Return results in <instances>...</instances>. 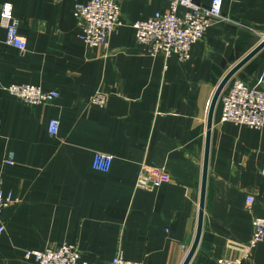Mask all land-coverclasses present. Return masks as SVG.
Here are the masks:
<instances>
[{
	"label": "crops",
	"instance_id": "crops-1",
	"mask_svg": "<svg viewBox=\"0 0 264 264\" xmlns=\"http://www.w3.org/2000/svg\"><path fill=\"white\" fill-rule=\"evenodd\" d=\"M88 1L0 0V13L13 5L27 43L24 52L6 44L0 18V179L14 198L2 214L0 264H36L27 251L63 243L78 247L80 264H109L118 253L184 264L198 229L211 102L263 41L264 0H224L230 20L211 25L187 61L147 55L136 41L133 24L166 11L170 0H119L124 24L100 47L80 39L74 10ZM235 78L264 88V47L223 93ZM22 84L59 96L29 105L7 90ZM97 91L106 93L104 106L92 103ZM221 113L219 99L203 228L188 264H264V242L249 246L255 217H264V128L222 123ZM52 119L60 121L57 136ZM97 153L112 156L108 171L94 167ZM152 167L164 168L167 180L138 188Z\"/></svg>",
	"mask_w": 264,
	"mask_h": 264
},
{
	"label": "built area",
	"instance_id": "built-area-1",
	"mask_svg": "<svg viewBox=\"0 0 264 264\" xmlns=\"http://www.w3.org/2000/svg\"><path fill=\"white\" fill-rule=\"evenodd\" d=\"M223 2L224 0H212L210 6H204L195 0H170L166 11L157 12L150 18L133 24L136 41L147 55H175L179 60L187 61L191 58L192 46L204 37L211 25L230 20L222 13ZM74 15L81 29L80 39L90 47L107 45L111 34L124 24L119 0H90L87 3H78ZM0 18L2 26L6 29V44L24 52L27 43L20 35L19 21L14 16L11 3L1 5ZM7 90L29 105L50 103L59 96L57 91H46L30 84L11 85ZM220 99L222 123L232 122L253 129L264 128V88H251L243 80L235 78L228 92L222 93ZM106 101V93L103 91H97L92 97V103L100 106H104ZM59 129V119H52L48 127L49 133L57 136ZM111 163L112 156L96 154V169L108 171ZM166 180L164 168L152 167L149 174L142 172L139 175L137 186L153 189L161 186ZM13 202L12 195L4 193L0 179V233L5 230L3 211ZM253 204V195H248V209H251ZM260 242H264V217H255L249 246L253 248ZM81 256L78 247L69 243L25 253V257L34 259L36 264H80ZM109 264L143 263L126 259L122 253H118ZM219 264H242V259H221Z\"/></svg>",
	"mask_w": 264,
	"mask_h": 264
},
{
	"label": "water",
	"instance_id": "water-1",
	"mask_svg": "<svg viewBox=\"0 0 264 264\" xmlns=\"http://www.w3.org/2000/svg\"><path fill=\"white\" fill-rule=\"evenodd\" d=\"M264 47V39L255 47L248 55H246L241 61H239L223 78L217 90L214 94V97L211 102L209 115H208V126H207V136H206V150H205V159H204V169H203V178H202V192H201V202H200V214H199V222L198 229L195 241L192 245V248L189 251V254L184 262V264H188L194 255L197 246L199 244L202 228H203V219H204V205H205V194H206V184L208 177V166H209V154H210V145H211V135H212V127L214 122V114L220 99L221 94L223 93L225 87L230 82V80L235 76V74L242 68L260 49Z\"/></svg>",
	"mask_w": 264,
	"mask_h": 264
}]
</instances>
